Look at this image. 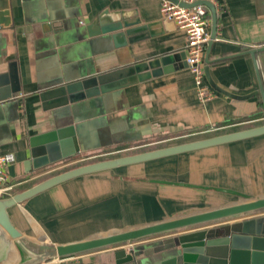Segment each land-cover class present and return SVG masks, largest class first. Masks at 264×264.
Instances as JSON below:
<instances>
[{
    "label": "crops",
    "instance_id": "obj_1",
    "mask_svg": "<svg viewBox=\"0 0 264 264\" xmlns=\"http://www.w3.org/2000/svg\"><path fill=\"white\" fill-rule=\"evenodd\" d=\"M209 1L215 5L216 21L214 37L208 40V74L217 86L241 97L213 89L203 72L213 97L199 103L184 64L185 35L163 19L160 0H4L8 22L0 23V74H8L9 65H14L18 85L15 94L0 100V153L13 155L4 166L13 183L8 195L79 165L70 163L99 149L168 145L264 123L260 94L252 93L257 80L248 52L264 45V0ZM205 8L210 35L211 15ZM102 12L108 19L119 15L151 22L150 30L156 34L113 48L108 35L86 33L85 26ZM165 55L172 59L160 64L163 71L134 84L71 105L41 104L39 93L58 85L68 66L74 76ZM255 60L264 83V49L255 53ZM174 64L181 66L173 68ZM72 109L78 111L76 117L70 115ZM68 123L75 125L79 151L32 167L31 145L42 143L40 135ZM63 150L57 141V152ZM241 195L264 196V133L82 174L7 211L12 224L31 239L66 243L227 205L243 200ZM258 211L255 214L264 213ZM224 222L225 218L129 242L143 251L160 247L181 232ZM126 243L68 258L72 264H132L122 258ZM161 253L149 254L154 257L151 261ZM146 257L141 253L135 258ZM17 260L16 246L0 227V264Z\"/></svg>",
    "mask_w": 264,
    "mask_h": 264
},
{
    "label": "water",
    "instance_id": "obj_2",
    "mask_svg": "<svg viewBox=\"0 0 264 264\" xmlns=\"http://www.w3.org/2000/svg\"><path fill=\"white\" fill-rule=\"evenodd\" d=\"M171 1L182 6L194 4L206 6L210 10L211 15V28L208 40L214 37L216 15L210 1L193 0L189 3L181 0ZM4 6V0H0V23L6 24L8 18L6 16L7 10L4 9ZM104 13L97 14L91 23L85 26L86 33L88 36L96 34L108 35L113 48L123 47L156 34V31L150 30L153 25L151 22L140 23L138 17L125 19L119 15L108 19L104 16ZM208 40L203 58V72L207 82L213 89L227 96L241 97V95H235L222 89L210 79L207 67L209 62L207 48L210 42ZM263 49L264 45H261L249 49L248 52L253 61L257 80V89L252 93L260 94L264 111V83L255 60V53ZM171 59L172 56L168 55L152 57L117 65L107 70L84 72L74 76L70 75L72 74L70 73L71 68L68 66V70H63L65 75L64 78L59 79L61 81L57 83L58 85L40 92L39 98L42 106L47 108L71 105L77 101L120 89L143 80L150 75L157 74L164 70L159 67L160 64H165ZM184 64L186 65L185 61ZM178 65L180 64H174L172 67L176 68ZM16 79L15 66L10 64L8 74H0V100H7L12 96V93L15 94L18 91ZM64 80L66 81L64 82ZM15 82L16 84H14ZM252 93L242 96H248ZM77 114L78 111L76 109H72L70 112L73 117H76ZM263 133L264 123H261L243 129L186 140L153 149L93 160L56 172L25 189L0 197V227L12 240L19 252V260L13 264H37L54 257L69 256L224 218V223L214 227H202L199 230L181 232L174 235L160 247H152L140 251L139 246L135 245L129 248L122 258L124 262L132 264H264V213L255 214L259 212L258 210L264 209V196L247 198L246 195H241L244 198L243 200L227 205L66 243L31 239L12 224L7 211L13 204L31 195L56 183L82 174L188 152ZM37 138L35 137V139ZM39 138L42 139V143L33 144L30 149L31 159L28 163H31L34 168L51 164L79 151V140L77 139L73 123H68L46 132L40 135ZM57 141L62 144L64 149L62 152H57ZM252 212L254 213L252 214ZM236 216L241 217L234 218V220L229 219ZM153 252H162L157 256L159 259L151 261L154 257L149 256V254ZM141 253L148 257L145 260L143 258L136 259L135 257L140 256ZM116 262L119 263L121 260H116Z\"/></svg>",
    "mask_w": 264,
    "mask_h": 264
},
{
    "label": "built area",
    "instance_id": "obj_3",
    "mask_svg": "<svg viewBox=\"0 0 264 264\" xmlns=\"http://www.w3.org/2000/svg\"><path fill=\"white\" fill-rule=\"evenodd\" d=\"M192 2L193 0H181ZM209 1V0H208ZM214 3V2H212ZM215 9V5L213 4ZM159 11L163 19L170 20L183 31L185 35V63L193 83L195 97L203 103L213 97V89L205 82L202 69L204 46L209 39L206 26L209 22L206 8L203 4L182 6L171 0H160ZM13 160L11 153H0V197L7 196L13 186L4 173L5 164ZM134 242H127V250L133 247ZM37 264H72L68 256L54 257Z\"/></svg>",
    "mask_w": 264,
    "mask_h": 264
},
{
    "label": "trees",
    "instance_id": "obj_4",
    "mask_svg": "<svg viewBox=\"0 0 264 264\" xmlns=\"http://www.w3.org/2000/svg\"><path fill=\"white\" fill-rule=\"evenodd\" d=\"M161 146H165V145H163V144L162 145L161 144H155L153 146H146L144 148H141L140 146H129L128 148H126L128 151H124L122 153L114 154V155H111V156H105L106 154L104 152H105L106 149H99V150H96L94 152L88 153V155H90V156H88V159H85L86 158L85 157V158L81 159V161H79L77 164H82V163H85V162L98 160V159H102V158H107V157H113V156H119V155H124V154H128V153L139 152V151L153 149V148L161 147Z\"/></svg>",
    "mask_w": 264,
    "mask_h": 264
},
{
    "label": "rangeland",
    "instance_id": "obj_5",
    "mask_svg": "<svg viewBox=\"0 0 264 264\" xmlns=\"http://www.w3.org/2000/svg\"><path fill=\"white\" fill-rule=\"evenodd\" d=\"M148 146H153V145H148ZM144 147H146V146H141V148H144ZM140 148V149H141ZM124 151H128L126 148H110L109 150H105V156H111V155H114V154H118V153H122V152H124ZM108 154V155H107ZM88 156H90V155H85V156H83V158H85V159H88ZM82 158V159H83ZM90 158V157H89ZM81 160V159H80ZM78 161V160H77ZM78 162H73V163H70V164H72V165H74V164H77Z\"/></svg>",
    "mask_w": 264,
    "mask_h": 264
}]
</instances>
